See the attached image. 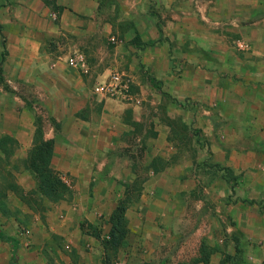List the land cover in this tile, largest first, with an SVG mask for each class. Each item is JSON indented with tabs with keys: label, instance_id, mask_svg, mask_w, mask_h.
<instances>
[{
	"label": "crops",
	"instance_id": "0c3cea01",
	"mask_svg": "<svg viewBox=\"0 0 264 264\" xmlns=\"http://www.w3.org/2000/svg\"><path fill=\"white\" fill-rule=\"evenodd\" d=\"M16 1L4 22L2 70L7 81L22 79L49 106L45 123L39 121L43 138L53 143L50 167L70 179L71 196L60 199L61 208L85 221L76 234L93 244L83 253L75 243L78 261L168 264L154 253L173 241L172 253L182 257L173 264H219L216 243L226 235L233 252L252 259L241 264H264V206L255 205L264 203V0H133L134 13L141 6L144 15L130 29L138 39L129 46L154 81L149 87L127 73L123 100L90 92L93 66L78 44L59 53L45 48V39L63 38L65 31L88 39L86 30L100 24H81L74 11H93L92 4L73 0V11L66 7L54 23L41 0ZM148 7L161 13V32ZM237 41L248 50L238 51ZM75 53L84 59L78 68L67 62ZM108 73L98 72L96 81ZM164 92L178 99L184 115L168 112L172 102L162 101ZM3 94L1 125L28 150L36 130L33 109L25 97ZM186 96L199 102L195 115L184 110ZM118 206L126 233L105 263V250L95 244L110 230ZM201 219L208 224L195 226ZM196 240L197 252L189 243ZM241 240L248 245H238Z\"/></svg>",
	"mask_w": 264,
	"mask_h": 264
},
{
	"label": "rangeland",
	"instance_id": "374dc122",
	"mask_svg": "<svg viewBox=\"0 0 264 264\" xmlns=\"http://www.w3.org/2000/svg\"><path fill=\"white\" fill-rule=\"evenodd\" d=\"M92 1L93 2L85 0L84 3L92 4L94 6L93 11L87 13H77L74 11V13L79 18L81 24H88L92 21L99 23L100 27L98 29H94L93 27L92 29L87 25L89 28L86 30L88 39H84L85 35L76 37L69 31H65L63 38H59V36L49 37L45 39V48H51L52 50L57 49V53H59L62 49L64 51L73 47L75 43L78 44L77 48L86 54L88 61L93 66L90 75L91 84L89 85L91 93L92 86L97 78V73L104 69H108L109 72L116 70L124 72L125 74L134 72L140 80L142 79L145 81L150 87L151 83L146 75L149 73V70L144 65H141L138 56L135 55L137 52L129 46V42L136 38V34L133 35L130 29L131 27L134 28V22L137 21V17L144 15L141 9L142 7L139 5V13L136 15L133 11L135 5V1L133 0ZM41 2L43 1L41 0ZM55 2L57 5L63 7L60 13H58L56 9L53 10L51 6L46 5L44 2L43 4L53 12V16H51L52 21L54 23H60L61 18L59 17L62 11L66 7L71 11L73 0L72 2L67 0L66 2H68V4H66V6L61 5L58 0H55ZM149 2H151V0H149ZM14 4H17L16 0H0V59L4 54V60L7 55L6 25L4 22L11 17L10 11ZM150 8L151 7H148V13L150 12L149 14L155 17V24L159 32H161L162 29L160 24L163 23L161 13L155 11V8L153 10H150ZM14 20L16 22L21 21L19 14L14 16ZM64 20L66 19L64 18ZM102 24L104 25L103 28ZM123 26L127 28L126 33H121L123 30H121L120 27ZM112 36L122 39V43L114 44L115 41L111 39ZM242 43L243 47H240L237 41L235 46L238 48V51L248 50L249 46L246 42ZM172 60H175V58ZM139 65H141V67H139ZM140 71L143 73L141 74ZM175 71L176 75H178V72L180 73L181 70L175 69ZM4 72L5 71H3L4 83L0 82V107L3 101V93H6L8 97H12L14 93H17L18 97H25L24 100H27V103H29L30 107L33 109L36 119H39L42 124H44L48 118L47 108H49V106L39 100V95L36 90L30 88L26 83H21L22 79L16 78L15 83L7 81ZM146 95L148 96V94ZM163 97L165 98L162 100L163 102H172V109L168 111L170 114H175L177 116L184 115V111L177 105L178 99L174 97L173 94L164 92L162 98ZM14 99L16 102H20L19 98ZM180 101L183 104L185 103L184 110L189 108V114L195 115V113L200 110L197 106L199 102L196 99H192L190 96H186L184 101ZM193 107H196V109L193 110ZM187 114L188 113H186V115ZM192 115L188 117L191 118ZM5 119V113L4 110H2L0 111V229L4 233L14 237L18 245L15 250V258L12 259V257H10L12 254L11 245L0 240V253L4 256L1 258L2 263L9 264V261H12V264H84L83 261H78L77 259L75 253L77 247L75 243L77 244V241H80L79 248L81 251L84 250L83 253L93 245L89 243L87 235L80 236L79 231L78 234H76L78 227L80 229L81 225V227L85 226V221H78L76 217H74L75 215L70 213L67 214V209L61 208L63 204L61 201L63 200L60 199H68V197L71 196L69 184L67 183V180H70L68 178L69 176H63L67 179L62 182L68 187V191L63 192L62 198H56L52 194H42L37 188L39 180L36 178L35 170L29 161V153L32 146L26 150L16 139L12 137V139H10L8 132L3 129L1 125ZM195 128L196 127L191 126V130ZM5 131L7 133H5ZM2 133H5V135H2ZM58 189L60 190L61 187L59 186ZM255 205L256 207L262 208L264 203L260 199ZM201 220L202 221H197L195 223L197 225L195 226H204L208 224L207 220ZM170 223L173 224V222ZM190 223L192 222L190 221ZM206 234L209 235L208 230ZM103 237L104 236H101L100 240L96 241L95 246L98 250H101ZM221 238L222 240L216 243L220 250L216 257L219 264H241L245 263L246 260L247 262L252 261V259L244 254L241 255L240 253L233 252L234 241H231L229 237L225 235ZM243 240L237 241V244L247 246L248 243ZM189 243L191 245L193 244V250L196 251L197 240L194 242L190 241ZM173 244V241L166 243L164 250H162L161 253L156 252L154 255L160 258L163 254L168 264L178 262L182 257L179 256L181 254L172 253ZM209 252H211V250L207 247L205 250V259L209 256ZM196 254L197 253L194 255ZM7 257H10V260H8ZM186 259L189 260V256H187ZM212 259L214 258L211 256V260Z\"/></svg>",
	"mask_w": 264,
	"mask_h": 264
},
{
	"label": "trees",
	"instance_id": "16d2710c",
	"mask_svg": "<svg viewBox=\"0 0 264 264\" xmlns=\"http://www.w3.org/2000/svg\"><path fill=\"white\" fill-rule=\"evenodd\" d=\"M46 5L51 6L53 10H58V13L63 9L62 6L57 5L55 0H42ZM135 40L138 39V34L135 35ZM140 41V40H138ZM4 61V54L0 59V82L4 83L2 63ZM152 83L154 78L147 76ZM35 137L29 153V161L35 170V176L39 180L37 188L42 194H52L56 198H62L63 192L68 191V187L64 184V179L56 173L51 167L50 162L53 155V143L51 140L43 138L42 127L39 119L35 120ZM228 173V172H227ZM229 180V174L225 175ZM61 187L59 190L58 187ZM111 227L108 233L103 237L102 248L105 250V263H110L111 255H114L119 244L122 242L125 233V219L123 217V206H118L110 216ZM0 240L7 242L12 247V259L15 258V250L17 248V240L4 233L0 229ZM207 259H205L206 261Z\"/></svg>",
	"mask_w": 264,
	"mask_h": 264
},
{
	"label": "built area",
	"instance_id": "2783aa9c",
	"mask_svg": "<svg viewBox=\"0 0 264 264\" xmlns=\"http://www.w3.org/2000/svg\"><path fill=\"white\" fill-rule=\"evenodd\" d=\"M115 41L114 38H111ZM240 47H243V43H239ZM68 64L73 68L83 66L84 59L80 53H75L67 60ZM92 93L95 95H101L105 97L114 98L117 100H123L128 96V78L124 72L110 71L101 79L96 81L92 86Z\"/></svg>",
	"mask_w": 264,
	"mask_h": 264
}]
</instances>
